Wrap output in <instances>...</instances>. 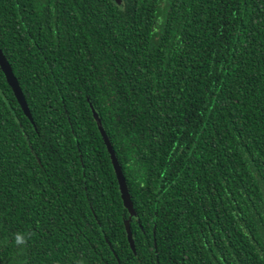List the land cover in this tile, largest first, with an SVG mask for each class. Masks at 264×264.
<instances>
[{"label":"trees","instance_id":"trees-1","mask_svg":"<svg viewBox=\"0 0 264 264\" xmlns=\"http://www.w3.org/2000/svg\"><path fill=\"white\" fill-rule=\"evenodd\" d=\"M0 45V264H264V0H0Z\"/></svg>","mask_w":264,"mask_h":264},{"label":"water","instance_id":"water-1","mask_svg":"<svg viewBox=\"0 0 264 264\" xmlns=\"http://www.w3.org/2000/svg\"><path fill=\"white\" fill-rule=\"evenodd\" d=\"M0 67L6 76L8 84L12 87L13 92H14L21 108L23 109L24 113L27 115V117L31 121L34 122L33 115H32L31 110L29 108V105H28L27 99L24 95V92L22 90V87H21L19 80L16 77V75L13 71V68H12L8 58L6 57L1 45H0ZM101 132H102V135L104 137L105 143L107 145L108 151L111 155L113 167L115 169V173H116L117 180L119 183V188H120L121 195L123 198L124 206L129 210L131 215H134L135 214V208H134V204L132 201V196L130 193L128 182H127V179H126L125 174L123 172L122 166L118 160V157L116 155V152L114 150V147L111 143V140H110L107 132L104 130V128H101ZM126 230H127L129 243H130L132 248H135V240H134V236H133V231L131 229L130 220L126 221Z\"/></svg>","mask_w":264,"mask_h":264},{"label":"clouds","instance_id":"clouds-1","mask_svg":"<svg viewBox=\"0 0 264 264\" xmlns=\"http://www.w3.org/2000/svg\"><path fill=\"white\" fill-rule=\"evenodd\" d=\"M15 243H16L18 246H20V245H24V244L27 243V238H26L24 235L17 233V234L15 235Z\"/></svg>","mask_w":264,"mask_h":264}]
</instances>
